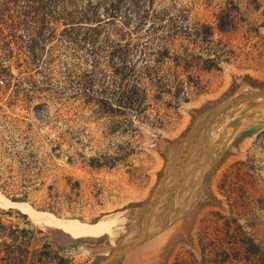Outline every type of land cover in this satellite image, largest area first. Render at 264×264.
<instances>
[{
  "label": "rangeland",
  "instance_id": "1",
  "mask_svg": "<svg viewBox=\"0 0 264 264\" xmlns=\"http://www.w3.org/2000/svg\"><path fill=\"white\" fill-rule=\"evenodd\" d=\"M0 2H40L55 19L38 61L13 64L28 97L0 87V191L61 217L122 221L114 237L77 236L0 206V264H101L155 196L170 147L199 115L264 87V0H140L139 9L124 0L114 19L109 0ZM87 8L97 22L63 18ZM224 10L232 28L196 33ZM199 55L218 57L221 68L202 69ZM120 264H264V117L216 153L195 206Z\"/></svg>",
  "mask_w": 264,
  "mask_h": 264
},
{
  "label": "water",
  "instance_id": "2",
  "mask_svg": "<svg viewBox=\"0 0 264 264\" xmlns=\"http://www.w3.org/2000/svg\"><path fill=\"white\" fill-rule=\"evenodd\" d=\"M264 117V87L240 90L218 105L203 111L190 131L170 147L161 185L153 199L137 214L130 230L101 264H120L137 245L165 230L176 218L197 203L205 174L216 153L239 135L245 126ZM191 135L197 144L183 149L181 158L171 160L172 147ZM176 199V200H175ZM186 200L182 204L181 201ZM175 201L174 203H172ZM181 204V205H180Z\"/></svg>",
  "mask_w": 264,
  "mask_h": 264
},
{
  "label": "trees",
  "instance_id": "3",
  "mask_svg": "<svg viewBox=\"0 0 264 264\" xmlns=\"http://www.w3.org/2000/svg\"><path fill=\"white\" fill-rule=\"evenodd\" d=\"M136 9H139L140 0H131ZM124 0H109V7H106V12L110 19L118 16L122 10ZM47 5L37 2L36 4H28L23 8H17V5H9L0 2V47L3 55L0 57V87L5 90H11L14 94H25L28 97L30 90L21 86L18 74L12 70L13 64L16 67L29 66L35 63L40 58L44 50L45 32L47 29L52 28L54 18L50 19L51 13L48 11ZM20 14V15H18ZM63 18L68 22L77 23H91L97 22L98 17L90 13V8L82 11L78 17H75L70 11L63 12ZM24 17V22L21 23L17 17ZM185 16V15H183ZM216 23L213 25L209 23H198L200 26L196 28V33L199 35H212L215 31H225L232 28L231 11H221L217 13ZM76 21H68L73 20ZM186 19V17H184ZM20 26H23L29 35L27 38L19 33ZM173 33L186 34L187 27L185 25H174L171 28ZM67 35L74 34L70 27L64 28ZM168 54L169 48L166 47ZM124 59V55H122ZM14 63L6 65L4 60H11ZM200 65L204 70H212L213 68L220 69L218 57H206L199 55ZM22 72V70H20ZM16 79V80H15ZM122 98L127 99L129 102L134 100V92L123 90ZM27 228L22 229V233L26 234Z\"/></svg>",
  "mask_w": 264,
  "mask_h": 264
},
{
  "label": "bare ground",
  "instance_id": "4",
  "mask_svg": "<svg viewBox=\"0 0 264 264\" xmlns=\"http://www.w3.org/2000/svg\"><path fill=\"white\" fill-rule=\"evenodd\" d=\"M197 142V138L194 135H191L184 142L173 146L171 150V160L174 161V159L178 160V158H181L183 156V149L188 148V146L190 148L191 146L196 145ZM185 201L186 200L181 201L182 204L185 203ZM174 202L175 201L172 203ZM0 206L3 208L13 207L21 209L29 214L33 222L43 229L62 228L77 236L103 233L114 237L116 236L117 231L122 228V221L114 220L113 218H109V216L101 218L96 223L83 222L77 218L61 217L50 211L39 210L28 201L13 200L6 196L2 191H0ZM134 219L135 217L132 218L129 224L124 226V233H127L130 230L131 223Z\"/></svg>",
  "mask_w": 264,
  "mask_h": 264
},
{
  "label": "crops",
  "instance_id": "5",
  "mask_svg": "<svg viewBox=\"0 0 264 264\" xmlns=\"http://www.w3.org/2000/svg\"><path fill=\"white\" fill-rule=\"evenodd\" d=\"M263 69V70H262ZM261 70H260V73H259V76H261V77H263L264 78V66H263V68H262ZM12 199V198H11ZM13 200H15V199H13ZM16 201H22V200H16ZM13 208V207H12ZM9 209V208H8ZM15 209H18V208H15ZM20 211H22L21 209H19ZM22 212H24V211H22ZM25 214H27L26 212H24ZM28 216H29V218L31 219V217H30V215L29 214H27ZM198 217V216H197ZM32 220V219H31ZM100 220V219H99ZM98 220V221H99ZM33 221V220H32ZM196 221H199V219H196ZM96 223V222H95ZM36 224V223H35ZM37 225V224H36ZM62 231H64V230H62ZM68 234H70V235H73L72 233H70V232H68ZM101 234H103V233H101Z\"/></svg>",
  "mask_w": 264,
  "mask_h": 264
}]
</instances>
